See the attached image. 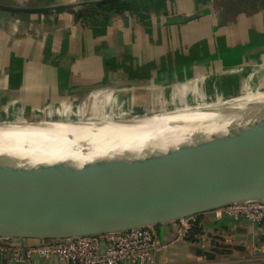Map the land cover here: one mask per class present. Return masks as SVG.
Masks as SVG:
<instances>
[{"label":"crops","instance_id":"0c3cea01","mask_svg":"<svg viewBox=\"0 0 264 264\" xmlns=\"http://www.w3.org/2000/svg\"><path fill=\"white\" fill-rule=\"evenodd\" d=\"M97 1L0 0L35 8L87 3L41 13L0 10L1 124L26 115L134 120L234 102L248 89L258 92L247 101L264 94V0H129L124 15L77 17ZM199 216L196 241L180 221L153 227L156 264H264V225L224 208ZM38 242L18 240L23 258L9 251L0 264H62L28 255Z\"/></svg>","mask_w":264,"mask_h":264},{"label":"water","instance_id":"95a60500","mask_svg":"<svg viewBox=\"0 0 264 264\" xmlns=\"http://www.w3.org/2000/svg\"><path fill=\"white\" fill-rule=\"evenodd\" d=\"M85 4L0 5V10L41 13ZM141 121L70 123L82 131L104 129L106 124L128 129ZM6 161L0 157V239L5 240L53 241L153 228L234 203L264 201V137L241 142L230 153L179 158L173 165L129 176L48 177L21 170L4 172Z\"/></svg>","mask_w":264,"mask_h":264},{"label":"bare ground","instance_id":"6f19581e","mask_svg":"<svg viewBox=\"0 0 264 264\" xmlns=\"http://www.w3.org/2000/svg\"><path fill=\"white\" fill-rule=\"evenodd\" d=\"M248 101L160 115L128 129L106 124L79 131L71 123L0 127V157L7 158L1 171L129 176L173 165L179 158L230 153L241 142L264 137V94Z\"/></svg>","mask_w":264,"mask_h":264},{"label":"built area","instance_id":"2783aa9c","mask_svg":"<svg viewBox=\"0 0 264 264\" xmlns=\"http://www.w3.org/2000/svg\"><path fill=\"white\" fill-rule=\"evenodd\" d=\"M225 212L264 225V201H246L229 205ZM193 219H181L186 234ZM15 239H0V254L14 251L17 260L23 258L24 248ZM153 228L79 236L69 239L38 242L27 247L26 253L46 259L57 258L62 264H156L159 249Z\"/></svg>","mask_w":264,"mask_h":264},{"label":"rangeland","instance_id":"374dc122","mask_svg":"<svg viewBox=\"0 0 264 264\" xmlns=\"http://www.w3.org/2000/svg\"><path fill=\"white\" fill-rule=\"evenodd\" d=\"M258 91H250L249 89L246 90L244 93L242 94H238L236 96V100L234 102H227V101H223V102H220V103H215L213 104L212 106L210 107H217V106H231V105H238L239 104H246V102H249L246 99V97L248 96H251L253 94H256ZM260 93H264V90H262ZM253 103H256L257 101H251ZM261 102H264V101H261ZM253 103H250V104H253ZM199 108V107H198ZM198 108H193V109H183L181 111H187V110H195V109H198ZM178 113L180 111H177ZM155 114H158V115H167L169 113L167 112H159V113H155ZM172 114H176V112H172ZM154 114H150L145 117H141V118H137L135 120H144V119H147V118H150V117H153ZM111 120H116V119H105V121H111ZM84 121H88V120H84ZM104 121V120H103ZM127 121V120H125ZM72 121H66V120H58V119H54V120H51V119H42V118H38L36 116H32V115H26L25 118H22L20 119V121L16 122V123H6V124H1L0 123V127L4 128V127H34V126H42V125H45V126H48V127H56L57 124L59 123H70Z\"/></svg>","mask_w":264,"mask_h":264},{"label":"trees","instance_id":"16d2710c","mask_svg":"<svg viewBox=\"0 0 264 264\" xmlns=\"http://www.w3.org/2000/svg\"><path fill=\"white\" fill-rule=\"evenodd\" d=\"M130 9L129 0H113L108 3H104L100 6H93L85 10L76 12L78 18H102L111 17L115 15H124ZM105 15V16H104ZM190 234V240L196 241V236L202 234L201 217L197 216L195 221L192 222V226L188 235ZM212 257V256H211Z\"/></svg>","mask_w":264,"mask_h":264}]
</instances>
